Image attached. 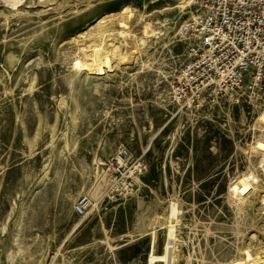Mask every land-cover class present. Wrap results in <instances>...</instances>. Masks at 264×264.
Here are the masks:
<instances>
[{"label": "rangeland", "instance_id": "374dc122", "mask_svg": "<svg viewBox=\"0 0 264 264\" xmlns=\"http://www.w3.org/2000/svg\"><path fill=\"white\" fill-rule=\"evenodd\" d=\"M179 1L92 0L102 8L83 18L77 0H0V264H145L169 222L168 264L264 256V98L176 104L188 45L178 32L193 15ZM122 8L128 36L114 43L131 56L88 75L77 55L90 40L77 37L112 14L116 32ZM244 177L255 183L235 196Z\"/></svg>", "mask_w": 264, "mask_h": 264}, {"label": "built area", "instance_id": "2783aa9c", "mask_svg": "<svg viewBox=\"0 0 264 264\" xmlns=\"http://www.w3.org/2000/svg\"><path fill=\"white\" fill-rule=\"evenodd\" d=\"M193 15L178 36L187 42L186 62L173 88L182 108L201 109L224 95L264 98V0H192ZM114 178L127 172L111 162ZM81 197L73 208L78 217L90 208Z\"/></svg>", "mask_w": 264, "mask_h": 264}, {"label": "bare ground", "instance_id": "6f19581e", "mask_svg": "<svg viewBox=\"0 0 264 264\" xmlns=\"http://www.w3.org/2000/svg\"><path fill=\"white\" fill-rule=\"evenodd\" d=\"M21 1L22 0H5L7 5L12 7L15 10L17 9V7ZM41 1L39 0V2H41ZM44 1H46V0H44ZM77 1L83 6V10H82L81 15H76L78 17L82 16L84 18L85 15H83V14H91L94 11L102 8V6L93 7L92 0H77ZM100 1H102V0H100ZM104 2H105V0H104ZM179 3L182 7H187V6H190V4L192 3V0H180ZM62 4H64V2ZM9 9H11V8H9ZM72 9H74V8H72ZM86 9H88L89 12L88 11L84 12ZM23 12H24V10H23ZM38 14H41V12ZM59 14L61 15L62 12H59ZM115 14H117V13H115ZM118 14H120V16H118L119 18H117L116 25L120 29L117 30L116 32H114V30L112 28H110V26H109V24L114 23L113 22V19H114L113 17L115 16L114 14L107 15L104 17L101 16L102 18L99 20L96 18L98 20V22H97L98 26L96 25L97 29L93 28L91 31L86 29L88 32H82V33L79 32L80 34L77 38L80 37V38L90 40V43H83V44L81 43L82 45L79 47V50H78L79 54L77 55V56H79V61L78 60L77 61H78V65H79L80 69L85 71L88 75L99 76L100 74H103L106 72L105 71L106 68L113 67L112 66V60L116 61L117 64L118 63L123 64L131 56V55H128L127 53L121 52L122 51L121 48H123V47H121L119 44L117 45L114 43L115 37H119V38L122 37V39H125L126 36H128V33H127L128 31H125L129 26V25L127 26V22H126V18L128 17V11L126 10V8H122L121 12H119ZM20 15H22V14H20ZM29 16H30V14H29ZM60 17L61 16H59V18ZM90 36L95 37V40L91 41ZM259 121H262L264 123V110L261 111V113H260ZM254 149L259 150L261 152V154L264 155V141L259 140L256 143V146L254 147ZM260 161L264 162V159L262 158V160H260ZM263 167H264V165H263ZM253 178H255L254 175H253ZM241 181H244L246 183L243 187H241L242 184L240 186H238L237 184L230 186L231 187L230 192L232 194H234L235 196L240 197L239 194H246L248 192L247 190H248L249 185L251 183H255L254 181H251L248 177H246V178L244 177ZM95 192H96L95 188H94V190L91 189V191H89V193H88V197L91 199V198H93V196H96L95 194L97 192L96 193ZM258 197H259V195H256V198H258ZM261 198L264 199V196H262ZM74 203H75V200L71 204L72 208L75 206ZM237 208L241 209V206H238ZM175 214H176V209L172 205L170 207L168 219H172L175 216ZM169 223L170 224L168 226V230H167V234H166V240L164 242V247H163L162 253H160V254L155 253L154 242H153V244L150 245L149 252L147 253L145 264H162V263L168 264L169 258H170V256H169L170 248L172 247L173 241L175 240L174 226L172 225L171 222H169ZM137 236H140V238H141L144 236V234L139 233ZM132 237H134V236H132ZM132 237H129V238H132ZM109 248H110V251H113L116 249V248H112L110 245H109ZM230 264H264V256H258L257 255V256H255V258H251V257L249 258L247 255H240V256L236 257V259L232 260Z\"/></svg>", "mask_w": 264, "mask_h": 264}]
</instances>
